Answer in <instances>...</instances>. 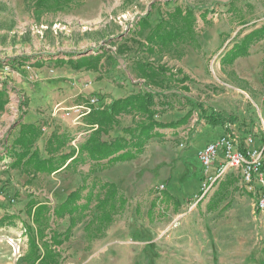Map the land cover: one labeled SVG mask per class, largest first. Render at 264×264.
I'll return each instance as SVG.
<instances>
[{"label": "rangeland", "instance_id": "rangeland-1", "mask_svg": "<svg viewBox=\"0 0 264 264\" xmlns=\"http://www.w3.org/2000/svg\"><path fill=\"white\" fill-rule=\"evenodd\" d=\"M73 1V4L64 6L58 12L39 13L35 12L33 3L29 1L0 0V89L5 81L10 93V102L0 114L1 157H5L6 149L11 147L20 131L19 125L31 110L45 117L40 125L36 124L43 130L37 147L44 158L47 157L45 143L55 129L67 137L64 153L79 148L87 138L90 127L85 119L83 125H77L74 117L67 113L75 105L86 103L93 94L86 93L87 98L77 96L79 89L76 86L79 84L86 91L87 86L97 82L120 89L128 88L133 93L144 92L150 87L144 85V80L138 74V61L142 59L165 64L178 73V79H182L183 75L189 77V81L183 85L169 84L171 90L153 88L158 92L165 91L171 98L174 106L170 111H180L175 120L190 110V107L181 104L189 96L203 102L208 110L216 109L224 115L236 117L235 127L241 130L256 128L258 136L264 137V39L252 44L249 55L237 58L232 64H221L222 58L236 43L263 26L264 0ZM176 7L208 13L204 21L197 12V47L181 46L176 53L172 51L164 55L143 52L139 45L150 30L136 34L139 20L148 17L154 27ZM97 54L102 56L97 72L76 71L69 65L56 64L57 59H78ZM40 62H44L42 67L37 66ZM86 75H93V78ZM186 87L189 92L185 90ZM192 118L196 119L197 115L194 114ZM63 119L71 121L73 128L60 129L58 123L61 124ZM51 125L55 129L52 130ZM120 128L121 125L109 135H104L103 140L110 139ZM171 133V130H163L161 135L169 136ZM1 157L0 195L3 200L0 207L12 215L9 220L18 219V222L14 223V227L6 220L7 216L3 218L7 224L0 228H8L0 232V264H29L25 224L32 226L35 233L36 226L29 215L28 204H48L54 208L62 202L57 190H67L66 182L70 180L80 179L82 185L90 170L89 164L31 178L21 169L7 166ZM59 159L60 156H57L56 161ZM158 191L161 190L158 188L156 193ZM199 200L195 197L193 201L185 202L175 214H189L191 207ZM145 202H148L147 198L142 200V207L138 205L136 213L126 209L121 215V227L125 232L112 234L111 230L115 228V223H112L103 236L95 239L88 236L85 229L95 214L93 208L92 214L76 227L70 240L55 247L62 254L60 264H148L150 261L154 264L160 257H167L161 262L170 264L168 258L176 256L180 248L174 242L166 243L162 238L151 243L147 232L138 229L146 227L148 220L163 223L161 217L165 215V207L160 208L153 217L152 214L146 217L143 210ZM201 202L197 207L201 206ZM231 203L233 205L230 204L229 208L237 207V203ZM203 207L206 208L205 204ZM207 214L206 211L205 218ZM239 217L244 222L249 218L242 211L239 212L238 221ZM48 218L49 225L59 233L67 229L70 221L69 216L64 219ZM254 224V228L246 226L245 230L242 227L243 230L236 233L234 240L223 236L213 247L201 241V248L196 249L199 251L196 260L190 256L184 264H264V232L261 234L257 230L261 226L259 220ZM95 227L96 224L92 226L94 232L97 230ZM14 243L20 247V256L14 254Z\"/></svg>", "mask_w": 264, "mask_h": 264}, {"label": "trees", "instance_id": "trees-1", "mask_svg": "<svg viewBox=\"0 0 264 264\" xmlns=\"http://www.w3.org/2000/svg\"><path fill=\"white\" fill-rule=\"evenodd\" d=\"M26 1L33 3L35 12L39 13H55L74 2L73 0ZM197 12L201 11L176 7L173 11L167 12V18L161 19L154 27L149 23L148 17H142L136 25V34H141L146 29L150 31L144 42H140L139 48L151 55H164L172 51L176 53L181 46L197 47ZM200 16L205 21L208 13H200ZM261 39H264V23L259 29L246 34L241 42L236 43L222 58L221 64H232L237 58L249 55L252 44ZM101 58L102 56L97 54L78 59H57L56 64L69 65L76 71L84 69L97 72ZM43 64L44 62H40L37 66L42 67ZM138 64V74L144 80V85L150 89L113 100L101 93H93L91 96L97 97L99 104L85 118L90 127V133L78 151L72 149L69 153H64L68 142L67 137L55 129L45 143L44 152L47 157L44 158L37 147V141L43 135L42 128L34 123L22 122L19 125L20 131L17 137L11 147L6 149L5 157H1L0 153L1 160H4L7 166L21 169L31 178L38 175L49 176L62 168L69 170L91 164L83 184L70 192L62 203L54 208L49 207L48 204H28L30 205L29 215L36 226L35 233L32 226L25 224L29 244L27 256L29 264H60L62 254L55 247L70 240L76 227L92 214L93 208L95 214L93 213L92 220L85 228L87 235L92 239L103 236L109 226L115 222L116 217L124 214L128 207V199L115 184L103 182L97 177L90 180L96 169L103 170L118 163L137 159L145 152L150 140L163 137L161 130H177L184 127L189 124L194 114L198 118L196 124L204 121L206 125L213 127L226 126L237 121L236 117H229L215 109H206L203 102L189 96L181 101L182 106L190 107L182 118L170 122L158 121L156 118L165 114L167 110L173 109L174 105L165 91L158 92L153 88L171 90L169 84L183 85L189 81V77L183 75L182 79H178V73H174L173 69L165 64H156L143 59L138 61ZM185 90L189 92L187 87ZM9 102L10 93L4 81L0 89V114L6 110ZM126 116H132L133 123L130 127L123 128L125 136L103 140V136L109 135L111 131L119 127L121 119ZM57 156H60L59 161H56ZM163 197L165 203L173 200L167 193H164ZM154 206L153 202L149 215L152 214ZM67 216L70 221L63 233L57 232L49 225L48 217L64 219ZM3 218L0 219V226L6 223ZM10 218L7 217L6 220ZM95 224L97 230L94 232L92 226Z\"/></svg>", "mask_w": 264, "mask_h": 264}, {"label": "crops", "instance_id": "crops-1", "mask_svg": "<svg viewBox=\"0 0 264 264\" xmlns=\"http://www.w3.org/2000/svg\"><path fill=\"white\" fill-rule=\"evenodd\" d=\"M87 76L93 78V75ZM76 87L79 89L77 96L84 98H87L86 93H101L111 100L124 98L133 94V91L128 88H115L107 83H91L87 86L86 91L81 89L79 84ZM184 94L187 95V93ZM179 114L180 111H170L169 109L165 114L158 116L156 119L161 122H170L178 118ZM42 119H45V117L42 115L39 116L31 110L30 114L23 118V123L40 125ZM191 120L192 122H189L190 124L177 130H171L173 133L169 136L150 140L146 145L145 152L137 159L118 163L107 169H98L91 179L93 180V178L97 177L103 182L115 184L118 190L128 199L127 209L132 213H136L139 206L142 207L141 202L146 198L148 202L143 204L146 217L149 215L153 202L155 206L152 210V217L157 212L159 213L160 208L165 207V210L163 209L165 215L161 217L163 223L150 222L148 220L146 227L143 229L138 227V229L139 231L143 230L147 232L148 237L152 239L151 243L155 242L156 239L162 238L166 243L167 241H171L170 244L174 242L180 248L176 256H172L171 259L168 258L170 264L187 263L188 260L186 258L190 256L193 260H196L195 256L199 254V251L196 249L201 248V241L213 247L215 243L217 244L221 241L223 236L224 238L227 237L234 240V237L237 235L236 233H240L243 229L246 230L247 227L254 228V222L257 220L261 224L257 230L261 231V234L264 232V219L254 209V195L246 191L238 172L231 171L225 178L218 181L206 198L194 203L189 214L182 212L175 214L176 210L178 211L185 202L189 203L193 201L199 194L201 185L206 178V172L199 161L198 152L207 143L224 135L227 131L225 126L213 127L206 125L204 121L198 123L200 127L195 128L198 125L196 124L198 118H192ZM70 122L63 119L62 123H58V125L62 130H65V128L72 129L73 125ZM132 123V116L123 117L120 121V131L116 132L117 134L115 133V135L113 134L108 140L118 136H125L123 128L130 127ZM51 127L52 130L55 129L53 125ZM87 131L90 133V130ZM74 150L78 151L79 148ZM90 167L91 164H89V169ZM214 171L215 168H212L209 173H214ZM80 182V179L70 180L66 182L68 185L67 190H57L56 193H58L57 195L60 196L62 202L70 192L76 190L81 185L82 182ZM70 185L73 186L70 187ZM160 186H164L163 191L156 193V190ZM164 193L169 194L173 200H168V203H165L162 195ZM241 193L243 196H237ZM2 200L3 198L0 196V203ZM199 202H201V206L197 207ZM231 202L237 203V207L229 208V205L232 204ZM204 204L206 208L203 207ZM206 211L208 214L205 218L204 213ZM240 211L246 213L249 217L247 222L242 221L240 217L238 221ZM223 214L225 216H222ZM6 216L11 217L12 215L8 211H2L0 207V219ZM121 217L120 215L117 216L114 222L115 228L111 230L114 235L125 232L123 227H121ZM8 221L9 224L12 223L14 226V223H17L18 219H8ZM6 228L8 227L0 228V232L6 231ZM128 245L130 246V244ZM1 247L2 244H0V251ZM165 258H158L159 260L157 259V262L154 261V264H166V261L165 263L161 262ZM249 260L252 261V258H249ZM143 261L145 262V259ZM148 264H151V261Z\"/></svg>", "mask_w": 264, "mask_h": 264}, {"label": "built area", "instance_id": "built-area-1", "mask_svg": "<svg viewBox=\"0 0 264 264\" xmlns=\"http://www.w3.org/2000/svg\"><path fill=\"white\" fill-rule=\"evenodd\" d=\"M98 104V98L90 96L86 103L75 105L67 114L74 117L77 125H81L83 119ZM225 127L227 131L224 135L207 143L198 152L206 178L196 198L203 199L208 196L215 184L225 178L229 172H238L246 191L254 195L256 212L264 218V137L258 136L256 128L241 130L234 124ZM212 168H215L214 173H209ZM163 189L164 186L159 187V190L163 191ZM13 250L15 256H20V247L16 243L13 245Z\"/></svg>", "mask_w": 264, "mask_h": 264}]
</instances>
